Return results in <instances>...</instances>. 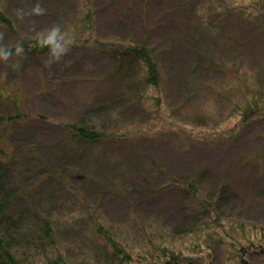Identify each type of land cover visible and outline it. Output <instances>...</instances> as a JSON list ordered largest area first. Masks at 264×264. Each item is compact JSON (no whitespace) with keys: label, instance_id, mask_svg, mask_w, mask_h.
I'll return each instance as SVG.
<instances>
[{"label":"rangeland","instance_id":"1","mask_svg":"<svg viewBox=\"0 0 264 264\" xmlns=\"http://www.w3.org/2000/svg\"><path fill=\"white\" fill-rule=\"evenodd\" d=\"M0 14V90L22 114L0 129V150L56 222L54 240L23 237L27 264L58 251L125 264L124 251L139 264L165 248L240 264L238 246L264 247V0H0ZM54 29L58 58L23 52ZM134 41L156 53L159 85L141 67L135 91L116 69L112 51ZM0 110L14 114L13 102L0 97ZM81 121L100 140L80 137ZM246 256L264 264V249Z\"/></svg>","mask_w":264,"mask_h":264},{"label":"trees","instance_id":"2","mask_svg":"<svg viewBox=\"0 0 264 264\" xmlns=\"http://www.w3.org/2000/svg\"><path fill=\"white\" fill-rule=\"evenodd\" d=\"M0 16L2 15L0 14ZM36 45L35 48H30L28 43L24 44L22 42L20 47L23 52L31 54L38 50L48 48L53 49L52 47H49L51 45L49 43H37ZM125 45V47H116L112 53L117 59L118 65L116 69L118 70L121 66L127 69L124 74L129 80V83L127 84L132 85L130 87H134L135 91H139L140 88L135 85L139 80L133 81L131 70L137 72L141 67H147L148 74L145 76L146 83L159 85L160 66L157 62L156 53H154L151 48H148L144 44V41H134ZM26 47H28L27 50ZM7 52H9V50H7ZM0 97H3L4 100L10 99L11 102H13L14 114L2 113L0 110V129L2 130V133H6L8 136L11 125L19 120L22 117V114L18 109L19 103L17 99L12 101L11 97L7 96L2 90H0ZM76 125L77 134L80 135V137L91 141L100 140L101 135L96 133L99 131L94 127L84 126V121L76 123ZM230 131L233 130L230 129ZM10 132L12 133V130ZM0 153L2 154L0 156V264H27V251H25L23 247V237L29 232H32L25 243L26 246L30 245L31 241L37 236L39 239L37 240L38 243L44 238L54 240V236L52 235L54 234V231L56 232V222L46 216L47 214H42L39 209H36L37 204L35 199L25 194L30 190H34V188L26 189L20 185L21 176L16 172V169L18 168L13 167L14 159L13 161L11 160L12 154L6 153L3 150H0ZM187 185L188 190L193 195H204L197 187H195L193 182H190ZM205 199L209 210L212 208L216 209L214 205L216 201H210L207 200V198ZM23 200H25V202H22ZM21 204H23V207H20ZM97 227L96 230L103 234V239L106 243L105 249L113 248L116 256L117 253L120 254V249L123 248L119 244L116 245L114 243L112 232L101 225H98ZM35 240L36 239H34V243ZM32 248H36V244L32 246ZM238 248L240 253V264H249L246 255L250 249L252 251L264 249L261 241L249 242L245 245L238 246ZM164 251L163 257L154 258L150 261L143 260L145 262L139 264H209L208 262H197L191 258L185 259L184 256L182 257V254L179 255L178 252L180 250H175V252L173 249L168 251L165 248ZM121 254L124 256L123 262H126L125 264H131V261L136 260L133 256L126 255L124 251H121ZM24 260H26V263ZM48 260L49 262L47 264H78L59 251L56 252L55 255L49 256Z\"/></svg>","mask_w":264,"mask_h":264},{"label":"clouds","instance_id":"3","mask_svg":"<svg viewBox=\"0 0 264 264\" xmlns=\"http://www.w3.org/2000/svg\"><path fill=\"white\" fill-rule=\"evenodd\" d=\"M39 11V10H38ZM59 32V29H54L51 36L49 37V39L47 41H44V43H53V37L56 36V34ZM57 49H59V52L57 51ZM66 49L62 48L60 45H55L53 47V54L58 58L59 54L62 52H65ZM5 59H6V55H5Z\"/></svg>","mask_w":264,"mask_h":264}]
</instances>
